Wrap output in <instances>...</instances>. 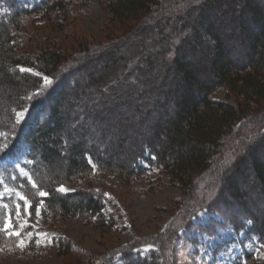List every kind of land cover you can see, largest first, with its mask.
Instances as JSON below:
<instances>
[{
    "label": "trees",
    "instance_id": "obj_1",
    "mask_svg": "<svg viewBox=\"0 0 264 264\" xmlns=\"http://www.w3.org/2000/svg\"><path fill=\"white\" fill-rule=\"evenodd\" d=\"M1 1L11 15L0 21V144L4 133L8 149H15L10 156L20 150L19 143L28 145L27 169L37 188L8 166L0 164V175L27 197L33 216L42 206L54 217L85 215L96 217L101 228L109 227L102 213L105 197L90 185L93 164L132 177L146 174L147 162L178 181L186 190L183 207L197 210L203 206L197 199L204 180L200 176L207 173L210 181L203 186L215 194L204 205L236 233L245 231L264 243V130L245 144L247 154L228 158L225 150L238 138L248 106L214 98L228 85L249 103L264 100V0H106L117 22L133 24L132 34L97 53L91 46L55 43L35 50L19 47L13 32L21 29L24 17L42 13L67 20L73 13L69 0H40L31 9L20 7L19 0ZM150 44L161 50L142 58ZM34 61L52 77L47 88L43 76L19 70ZM123 73L130 90L114 86ZM82 89L92 94L84 101ZM28 105L35 115L17 127L15 111ZM130 133L140 137L131 139ZM8 157L0 156V162ZM249 179L254 193L243 188ZM61 185L72 190L57 191ZM39 191L49 195L41 198ZM13 199H8L11 207ZM183 207L174 224L178 228L187 221ZM167 236L150 239L148 253L131 245L121 256L127 264H171ZM60 248L68 251L70 244Z\"/></svg>",
    "mask_w": 264,
    "mask_h": 264
},
{
    "label": "rangeland",
    "instance_id": "obj_2",
    "mask_svg": "<svg viewBox=\"0 0 264 264\" xmlns=\"http://www.w3.org/2000/svg\"><path fill=\"white\" fill-rule=\"evenodd\" d=\"M19 2L20 7L31 9L40 0H19ZM69 9L73 13L67 20L55 15L48 19L42 13L24 17L21 20L23 22L21 29H15L13 32L19 47L35 50L55 43L78 48L91 46L97 53L100 51L99 47H104L107 43L131 37L130 26L133 24L117 22L109 11L106 0H69ZM10 15L11 10L0 0V21L9 20ZM152 39L156 40V36L153 35ZM160 48L161 46L150 44L142 53V58L146 55L158 54ZM123 55L129 57L127 53ZM130 60L129 67L135 71L133 68L135 61ZM141 63L138 61L137 64L141 65ZM38 67H40L38 61H34L33 66H22L25 69H32L31 73L47 76ZM127 75L123 73L122 78L116 81L114 86L130 90L129 82H123V78ZM130 75L134 76V74ZM79 84L81 85V82ZM82 90L84 101L89 94H92L91 91ZM214 98L226 100L236 106L239 103L244 107L248 106V117L242 125L244 128L240 127L238 138L232 141L231 148L225 150L230 156L228 158H231L232 154L234 156L247 154L245 144L253 141L264 130V100L260 103H249L244 95L233 91L228 85L217 90ZM98 99L99 97L95 96V101ZM69 106V104L64 105L65 108ZM33 109V105L22 109L25 115L19 123L15 115L14 125L21 128L27 119L26 125H28L35 115ZM18 111L21 110L15 111V114ZM1 135L4 136V141H8L7 135L4 133ZM128 137L134 139L140 136L130 133ZM13 140L16 141L17 137ZM18 146L20 150L15 152V156H10V152L15 149L9 146L11 148L7 151L9 157L0 164L16 170L22 177H30L27 169V165L31 163L27 157L28 145L23 141ZM93 166L89 176L90 185L97 193L104 195L106 206L102 213L105 220L112 224L105 228L97 224L96 217L85 215L54 217L44 212L42 206H39L38 217L33 216L29 208L26 214L24 204L18 201L16 196L19 191L12 188L8 180L0 175V197H2L0 221L6 220L8 213L12 212L14 226L22 233L21 237L17 238L0 231L2 234L0 264H127L121 255L126 254L131 245L136 246L142 253H148L153 249L150 239L162 236L165 238L167 235V257L171 264H264V243L258 236H249L245 231L236 233L220 214L204 205L209 203L215 194L213 190L210 193L207 185L203 186L204 182L210 181L205 177L207 173L200 176V179L204 177V180L199 186L197 199L203 206L197 210L195 206H187L185 203L183 207L182 200L186 190L159 166L151 167L147 162H143V166L148 168L147 173L132 177H125L117 171L100 170L94 164ZM82 182L83 180L78 184ZM219 184L223 185V182L218 181ZM252 185L253 181L249 179L243 188L254 193L256 188ZM64 187L68 189L66 192L72 190L71 187ZM8 199H13L15 205L18 202L21 204L20 218H17L15 206L11 207ZM4 205H7V208ZM182 207L187 210L188 215L185 214L187 221L178 228L174 224L178 222ZM24 221H27V226L20 229L19 225ZM188 221L191 222L189 227L186 226ZM172 225L173 229H177L176 235ZM29 232L32 233L31 237L28 236ZM37 233L47 235H37ZM19 239L25 240V247L18 246ZM63 243L70 244L68 251L60 248V244ZM246 253L251 257L246 259Z\"/></svg>",
    "mask_w": 264,
    "mask_h": 264
},
{
    "label": "snow or ice",
    "instance_id": "obj_3",
    "mask_svg": "<svg viewBox=\"0 0 264 264\" xmlns=\"http://www.w3.org/2000/svg\"><path fill=\"white\" fill-rule=\"evenodd\" d=\"M20 71L22 72H31L32 69H25V68H20L19 69ZM36 75H40L39 73H36ZM53 83V80L51 78H49L48 76H44L43 77V88H47L48 86H50L51 84ZM43 88H41L40 90H38L35 94L36 95H39L40 94V91L43 90ZM33 97H28V99H32ZM16 120H17V123H19L24 115H25V111L24 110H21V111H18L16 112ZM7 149H8V144H7V141H5L3 144H0V156H4V155H7ZM27 180L28 182L31 184V187L33 189H36L37 188V184L31 179V177H27ZM57 191L59 192H66L68 191L67 188H65L63 185H61ZM39 197L43 198V197H47L49 194L45 191H39L38 193ZM16 196L18 197V201L20 202H23L24 204V212L27 214V209L32 207V205L29 203L27 197L25 195H22L20 194L19 192L16 193ZM2 198V197H0ZM39 203H43V201H38V204ZM5 208H7V205H4ZM15 214L17 216V218H20L21 216V204L18 202L16 205H15ZM12 212H9L8 213V216H7V219L6 220H3V221H0V231H3V232H7L9 236H15L17 238H20L22 233L20 230H17L16 227L14 226V223H13V220H12ZM34 214L38 217L40 215V211H39V207L37 206L36 209H34ZM27 226V221H24V223H21L19 225V228L20 229H24L25 227ZM37 235H44L46 236L47 234H40V233H37ZM28 236L31 237L32 236V233L29 232L28 233ZM19 247L23 248L25 247V240L24 239H19V244H18ZM151 247V246H149Z\"/></svg>",
    "mask_w": 264,
    "mask_h": 264
}]
</instances>
